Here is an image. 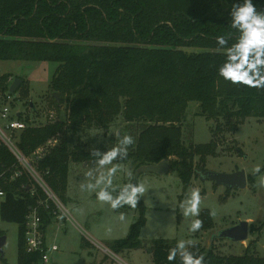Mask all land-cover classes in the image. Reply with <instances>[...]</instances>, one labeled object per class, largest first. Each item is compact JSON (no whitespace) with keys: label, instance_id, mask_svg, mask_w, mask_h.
<instances>
[{"label":"trees","instance_id":"1","mask_svg":"<svg viewBox=\"0 0 264 264\" xmlns=\"http://www.w3.org/2000/svg\"><path fill=\"white\" fill-rule=\"evenodd\" d=\"M236 2L0 0V60L59 64L50 85L60 94L59 100L52 95L54 102L66 103L67 120L30 125L20 133L18 146L26 156L45 148L37 168L61 201L65 202L71 162L94 159L92 150L73 145L71 134L82 128L109 130L122 117L125 133L135 143L127 159L113 163L133 166L135 183L141 167L169 159L170 171L187 187L194 176L207 171V158L218 155L220 130L233 131L248 118H264V90L234 85L218 71L226 57L216 37L224 36L230 46L239 35L229 15ZM253 3L264 11V0ZM10 76L4 73L1 79L5 82ZM22 79L17 90L27 96L29 87ZM190 102L199 104L200 115L218 121L208 143L187 144L184 139ZM19 167L13 152L0 143V220L19 226L18 264H41V252L27 251V215L38 207L45 233L56 205L27 173L13 177ZM248 180L253 182L251 176ZM138 208L139 217L128 235L109 243L114 253L143 247L146 206L141 199ZM200 219L202 229L213 227L209 210ZM175 245L174 240L153 239L154 264H169L167 254ZM189 250L203 255L204 264H264V256L248 247L242 255L228 256L198 244ZM173 264H180L179 257Z\"/></svg>","mask_w":264,"mask_h":264},{"label":"rangeland","instance_id":"2","mask_svg":"<svg viewBox=\"0 0 264 264\" xmlns=\"http://www.w3.org/2000/svg\"><path fill=\"white\" fill-rule=\"evenodd\" d=\"M58 65L52 61L0 60V73H10L14 80H26L29 93L23 96L21 90L15 92L18 98L14 105L17 101L18 106L14 112L22 110L34 121L32 124L49 121L48 114L51 111L56 113L57 120H67L66 103L54 102L50 85ZM199 110L197 102H190L183 123L187 144L210 142L218 124V121L200 115ZM125 126L123 118L119 117L109 130L82 128L71 134L73 145L79 144L85 150H108L117 142L114 133L126 134ZM217 140L218 155L207 158L206 169L222 173L244 169L253 182L248 180L245 188L227 189L197 175L185 187L175 171L164 174L138 171L139 182L149 189L141 197L146 206V222L140 234L144 245L120 253H114L109 243L128 235L132 223L139 217L138 205L136 209L125 206L114 211L110 206L100 204L95 193L79 188L81 182H87L84 173L92 166V162H71L65 202L58 198L56 204H62L55 209L59 217L55 216L46 227L48 246L55 244L58 247L56 251L48 250L50 264H154L150 247L151 241L156 238L174 240L176 243L179 240H193L195 245L205 250L213 249L225 256L242 255L247 247L251 253L264 256V189L255 186L264 176V118H248L233 131L222 129L218 132ZM113 164L120 166L113 179L116 186L129 182L126 175L128 170L133 172V177L136 175L135 168L129 163ZM257 165L261 167V173L253 175L252 170ZM192 188H198L201 192L200 215L205 210L214 213L211 214L214 221L211 229L201 228L196 233L189 231L191 220L195 218L185 217L180 204ZM76 208L83 209V214L74 211ZM121 212L126 215V222L117 219ZM243 221L249 226L248 239L233 241L220 236L223 230ZM18 227L17 223L0 220V230L6 237L3 254L0 251V264H18Z\"/></svg>","mask_w":264,"mask_h":264},{"label":"clouds","instance_id":"3","mask_svg":"<svg viewBox=\"0 0 264 264\" xmlns=\"http://www.w3.org/2000/svg\"><path fill=\"white\" fill-rule=\"evenodd\" d=\"M231 28L239 35L234 43L228 46V39L217 36L216 42L224 49L226 57L219 68V75L234 85H244L249 88L264 90V11H258L253 0H237L230 10ZM117 142L105 152L93 149L90 155L94 158L92 166L84 173L87 182H81V191L95 193L96 200L102 205H108L114 211L125 206L136 209L141 197L145 196L148 188L143 182H132L133 172L128 170L126 175L129 182L122 186H116L113 179L116 176L119 165L113 164L117 159L125 160L128 157L129 148L134 145L135 140L131 135L114 133ZM253 175L261 173V167L255 166ZM264 189V176H261L256 185ZM202 202L201 192L198 188H192L186 198L180 204L185 217H192L189 231L198 232L203 221L199 219L200 205ZM83 214V209H74ZM214 215V213H211ZM117 219L126 222V215L121 212ZM195 247L193 240H179L176 245L169 249L167 260L173 264L180 259V264H204L203 255L193 254L189 250Z\"/></svg>","mask_w":264,"mask_h":264},{"label":"built area","instance_id":"4","mask_svg":"<svg viewBox=\"0 0 264 264\" xmlns=\"http://www.w3.org/2000/svg\"><path fill=\"white\" fill-rule=\"evenodd\" d=\"M4 74V73H3ZM0 73V143L5 144L16 156L19 169L15 171L13 177H18L22 173H27L48 195V199L54 201L55 205L59 207L60 204H56L58 197L51 190L44 179L43 173L37 168L36 161H38L45 154V148L40 147L36 149L31 156H26L18 146L20 133L28 128L34 121L30 120L28 116L22 110L14 112L18 104L14 105V101L17 100L15 93L10 92V85L14 81L10 76L5 82L2 81L3 75ZM49 121H56V113L51 111L49 114ZM35 162V163H34ZM36 164V166H34ZM3 193L0 192V195ZM57 207V208H58ZM60 208V207H59ZM58 216L57 210H54V217ZM26 247L27 251L42 253L41 264H50L48 250H58L57 245L53 244L48 246L43 231V219L39 213L38 207L31 208L26 219Z\"/></svg>","mask_w":264,"mask_h":264},{"label":"water","instance_id":"5","mask_svg":"<svg viewBox=\"0 0 264 264\" xmlns=\"http://www.w3.org/2000/svg\"><path fill=\"white\" fill-rule=\"evenodd\" d=\"M1 72V71H0ZM23 79L16 78L11 86L10 92L15 93L19 86L22 84ZM53 95L59 100L60 94L58 92ZM142 171H151L159 174H164L170 171V160L164 159L157 164H149L139 169ZM203 179H208L216 183L217 185L225 186L226 188H245L248 185V175L244 169L233 172H214L206 171L201 174ZM221 237L229 238L233 241H244L249 237V226L246 221L239 223L237 226L229 227L220 234ZM6 242V237L0 238V251L3 254V245Z\"/></svg>","mask_w":264,"mask_h":264},{"label":"crops","instance_id":"6","mask_svg":"<svg viewBox=\"0 0 264 264\" xmlns=\"http://www.w3.org/2000/svg\"><path fill=\"white\" fill-rule=\"evenodd\" d=\"M45 238H46V242H47L46 229H45ZM125 251H130V250H125Z\"/></svg>","mask_w":264,"mask_h":264}]
</instances>
